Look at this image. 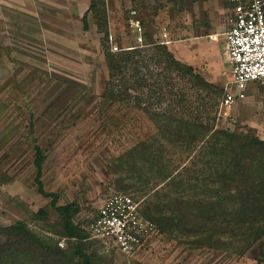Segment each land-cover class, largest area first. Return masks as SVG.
I'll return each mask as SVG.
<instances>
[{"label": "rangeland", "instance_id": "obj_1", "mask_svg": "<svg viewBox=\"0 0 264 264\" xmlns=\"http://www.w3.org/2000/svg\"><path fill=\"white\" fill-rule=\"evenodd\" d=\"M95 1L99 8L88 12L87 31L77 16L62 12L54 17V32L43 31L44 40L0 27L4 263L17 255L19 264H83L77 253L82 245L91 264H264V236L245 244L222 230L212 234L205 213L212 206L209 189L220 186L211 181V143L237 139L230 134L264 140V83L250 82L248 97L232 110L220 107L226 88L237 92L223 36L230 0ZM132 18L142 21L144 38L166 28L171 41L167 53L143 51L120 78L127 91L111 98L105 93L108 44H137ZM36 146L45 155L43 187L57 193V205L77 203L75 224L84 226L110 195L129 193L156 225L148 245L125 255L95 239L66 236L52 197L38 191ZM180 194L189 201L182 205L188 221L169 230L150 207L167 205L163 216L178 215L179 223ZM197 201L202 209L194 217ZM19 222L34 238L12 240L7 228Z\"/></svg>", "mask_w": 264, "mask_h": 264}, {"label": "trees", "instance_id": "obj_2", "mask_svg": "<svg viewBox=\"0 0 264 264\" xmlns=\"http://www.w3.org/2000/svg\"><path fill=\"white\" fill-rule=\"evenodd\" d=\"M98 8L99 4H97L95 0H91L89 12L93 9L94 12H97ZM98 17L102 19V16L99 14ZM83 21L84 27L87 29L88 13L84 15ZM104 27H106V23ZM105 33L107 34L106 42L109 43L110 36L108 35V31L105 30ZM147 36L148 43H151L153 40L152 37L149 34ZM102 43L105 44L104 42ZM108 45L109 49L106 53V58L110 73V81L108 82L109 87L105 93L111 98H117L120 94H124L127 91L126 88L122 89L119 83L120 78L124 77L126 70L131 64H138L141 61L137 57H140L143 51L147 49H156L166 53L168 52L167 44H153L151 46L136 47L120 52H113L111 50V45ZM134 70L136 71V69ZM114 79L118 80L117 84H111ZM229 136L237 139L224 137V141H222L220 137H216L211 143L210 152L213 155L212 158H214L213 168L215 170V176L212 177L211 181L214 184H220V186L213 188V190L209 189L210 203L212 206H209V210L205 211V213L207 214V221L212 225V234L222 230L228 233L238 243L243 242L248 244L264 236V140L257 138L244 139L232 134ZM44 160L45 155L42 149L36 146V158L34 163L37 168L35 181L38 186V191L44 196L52 197L51 205L55 207L62 219L63 231L66 236L71 238H83V240L88 239L90 234L85 225L81 227L74 222V216L79 211L77 203L70 202L57 205V193L45 191L42 182V164ZM166 176L169 178L168 175ZM170 179H173V177ZM182 194L179 195V199L175 198V200H179V203L177 202L180 211L179 223H176L178 215L170 217L163 216V212L167 205L157 203L150 207L151 210H154H152L154 212L152 215L153 218H155V216V220H159L160 218L164 223V227L169 230L173 227H184L186 226L185 223L188 221L187 216L189 215L185 214L187 208L182 205L189 203V201L184 199L185 197ZM195 206L197 207H195V209H197L198 215H192V213L190 215L199 217L202 204L197 201V205L195 204ZM157 216H159V218H157ZM159 230L161 231V228H159ZM162 230H164V228H162ZM7 231L12 233V240H16L17 238H19L18 240H23V238H34L32 233L25 229V226L21 222L9 226ZM36 240L38 244H40L41 240L38 238H36ZM97 243L102 245L99 241H97ZM46 248L50 249L48 247ZM57 251L59 253L56 254L61 253L60 250ZM77 253L83 260V264H91L90 256L82 245L77 246ZM10 256L8 264H19L16 257L17 255ZM0 264H5L1 253Z\"/></svg>", "mask_w": 264, "mask_h": 264}, {"label": "built area", "instance_id": "obj_3", "mask_svg": "<svg viewBox=\"0 0 264 264\" xmlns=\"http://www.w3.org/2000/svg\"><path fill=\"white\" fill-rule=\"evenodd\" d=\"M230 5L232 16L223 36L231 67V84L236 86L237 92L232 87L225 89L220 100L224 111L232 110L238 100L247 97L250 82L264 83V0H230ZM129 22L137 44L123 48L111 43L113 52L171 41L164 28L158 35L151 31L149 35L153 40L148 43L141 20L132 18ZM85 227L89 238L99 241L106 250L114 249L125 255L137 253L157 233L155 223L142 213L140 202L132 194L123 192L107 197Z\"/></svg>", "mask_w": 264, "mask_h": 264}, {"label": "crops", "instance_id": "obj_4", "mask_svg": "<svg viewBox=\"0 0 264 264\" xmlns=\"http://www.w3.org/2000/svg\"><path fill=\"white\" fill-rule=\"evenodd\" d=\"M90 4L91 0H0V27H5L3 33L14 28L20 32L33 33L44 40L43 31L48 34L54 32V17L62 12L68 17L77 16L82 28L87 31L83 17L89 12Z\"/></svg>", "mask_w": 264, "mask_h": 264}]
</instances>
